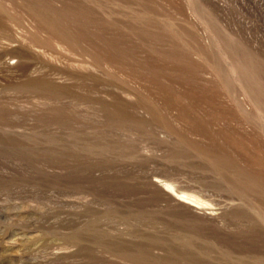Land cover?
<instances>
[{"label":"rangeland","instance_id":"1","mask_svg":"<svg viewBox=\"0 0 264 264\" xmlns=\"http://www.w3.org/2000/svg\"><path fill=\"white\" fill-rule=\"evenodd\" d=\"M262 117L264 0H0V264H264Z\"/></svg>","mask_w":264,"mask_h":264},{"label":"bare ground","instance_id":"2","mask_svg":"<svg viewBox=\"0 0 264 264\" xmlns=\"http://www.w3.org/2000/svg\"><path fill=\"white\" fill-rule=\"evenodd\" d=\"M200 12V11H199ZM239 65V64H238ZM7 66H10V65H8V63H7ZM231 66V65H230ZM236 68H238L237 66H235ZM232 68H234V67H232ZM235 68V69H236ZM239 68H241V65H240V67ZM244 68V67H243ZM231 69V68H230ZM234 69V70H235ZM233 70V69H232ZM234 70L232 71V72H234ZM240 70H242V68L240 69ZM239 71V70H238ZM243 71V70H242ZM249 72V71H248ZM238 73V72H237ZM242 73H244V72H242ZM247 73V72H246ZM234 74H236V72L234 73ZM245 74V73H244ZM250 74V73H249ZM240 75V74H239ZM243 75V74H242ZM235 76V75H234ZM245 77L246 76H248V75H244ZM243 76V77H244ZM237 77H238V75H237ZM244 79V78H243ZM238 80H240V82H241V78L240 79H238ZM251 82V81H250ZM255 82V81H254ZM248 83V82H247ZM247 83L245 84V85H247ZM248 86H250V85H248ZM245 88V87H244ZM252 89V88H251ZM259 89V88H258ZM251 95V94H250ZM253 95H254V93H253ZM253 95H252V97H253ZM257 101H258V99H257ZM263 109V108H262ZM259 113V112H258ZM262 113V112H261ZM260 114V113H259ZM258 114V115H259ZM263 114V113H262ZM261 114V115H262ZM257 115V116H258ZM260 117V116H259ZM263 118V117H262ZM264 119V118H263ZM261 120V119H260ZM264 121V120H263ZM163 182V184L162 185H164L163 187L164 188H167V189H171V190H173V191H175V193H176V188L174 187V185L172 184V183H170V182H168V181H162ZM180 191V190H179ZM177 198H176V201H178V202H182V203H184V204H187L188 206H190L191 208H196L197 207V204H200V203H202L201 202V200L197 197V196H195V195H193V194H189V193H186L185 191L184 192H182V193H177ZM185 200H187V201H185ZM203 205V204H202ZM185 206V205H184Z\"/></svg>","mask_w":264,"mask_h":264}]
</instances>
